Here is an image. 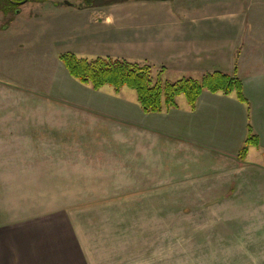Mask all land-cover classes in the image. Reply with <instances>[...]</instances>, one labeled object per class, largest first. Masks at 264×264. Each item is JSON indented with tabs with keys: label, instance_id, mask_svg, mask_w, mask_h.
I'll use <instances>...</instances> for the list:
<instances>
[{
	"label": "crops",
	"instance_id": "1",
	"mask_svg": "<svg viewBox=\"0 0 264 264\" xmlns=\"http://www.w3.org/2000/svg\"><path fill=\"white\" fill-rule=\"evenodd\" d=\"M260 5L263 0H128L110 5L102 22L92 19L71 52L150 64L176 75L170 80L238 72L250 107L235 93L204 90L194 109L178 101V107L154 114L165 121L162 128L152 121L150 127L137 125L126 115L135 105L124 88L78 85L90 94L65 104L56 96L11 101V110L30 113L43 107L47 116L13 115L16 126L9 138L24 140L26 148L12 153L23 163L9 162L0 148L3 201L12 208L19 197L24 202L10 218L0 211V264H95L86 257L69 208L59 205L85 202L86 189L94 196L95 188H138L134 185H140L141 195L173 196L183 190L177 194L192 198L187 202L235 205L236 219L252 226V243L244 250L251 259L240 256L230 264H264V61L248 63L244 56L246 43L264 42V18L253 21ZM0 90L5 89L0 85ZM6 109L0 108V127L9 119ZM134 113L150 118L139 108ZM249 124L260 146H251L240 161ZM30 194L43 201L32 203Z\"/></svg>",
	"mask_w": 264,
	"mask_h": 264
},
{
	"label": "rangeland",
	"instance_id": "2",
	"mask_svg": "<svg viewBox=\"0 0 264 264\" xmlns=\"http://www.w3.org/2000/svg\"><path fill=\"white\" fill-rule=\"evenodd\" d=\"M66 1H69V5ZM79 3L80 0H29L26 3L20 1L16 10L14 4L9 6L5 0H0V85L5 89L0 90V93L6 92L5 104H0V108H7L5 115L9 116L8 120H2L1 123L0 148L5 149V158L11 163H23L16 161L12 152L16 150L18 153V148H26L24 140L14 143L9 138L12 125L16 126L13 115H31L36 118L47 116L43 107H37L30 113H22L18 108L11 110L15 101H36L52 96L54 99L57 97L59 103L65 104L66 99L77 102L76 96L85 97V93L90 94V89L79 88L81 85L89 88L90 85L82 84L68 73L60 54L75 50L77 44L82 42L81 38L90 30L92 19L102 22L111 8L104 6L79 11L73 6L77 9L74 12L67 8ZM263 9L264 5H260L259 12L256 10L253 18L256 23H262ZM245 46L247 50L244 56L251 59L248 63L264 61V42L246 43ZM77 55L86 57L79 53ZM160 71L154 67L155 77ZM162 76L164 79H174L176 75L163 72ZM124 91L131 106L135 105L143 115L150 117L142 119L140 113H134L137 111L134 106L130 114L128 111L126 113L132 121L148 127L152 121L157 127H167L165 121L154 119L153 115L159 113L147 114L142 110L135 90L125 87ZM178 101L182 105L187 104L185 95L179 96ZM56 110L60 112L62 109ZM116 110L121 111L119 105H116ZM134 186L138 188H95L94 196L87 195L86 189L85 197L81 198L85 202L59 205L69 208L84 244L86 257L94 263L230 264L240 256L242 259H251V253L244 250L247 244L252 243L249 237L252 226L250 221L236 219L238 214L235 205L221 208L220 204L187 202L192 198L177 194L183 190L175 191L174 197L170 194L141 195L140 185ZM130 189L132 194L128 193ZM0 195V211L5 209L9 218L24 203L18 196L19 205L14 202L12 208L3 201L6 196ZM28 198L32 203L43 201L41 197L36 198L31 194ZM32 206L27 205L30 208ZM262 254L258 256L262 258Z\"/></svg>",
	"mask_w": 264,
	"mask_h": 264
},
{
	"label": "trees",
	"instance_id": "3",
	"mask_svg": "<svg viewBox=\"0 0 264 264\" xmlns=\"http://www.w3.org/2000/svg\"><path fill=\"white\" fill-rule=\"evenodd\" d=\"M10 6L18 9L20 1L5 0ZM42 1V0H39ZM127 0H80L78 9H88L123 3ZM19 12V11H18ZM68 73L81 83L90 85L94 90L104 86L113 87L116 92L128 87L137 92L138 101L145 113H162L178 107V97L185 95L191 108H195L202 92L235 93L238 99L250 107L244 94L243 81L237 73L229 74L222 71L205 73L200 79L184 77L175 81L163 78L164 68L155 77L154 67L150 64L131 62L126 59L111 57L83 58L76 53L67 51L60 54ZM251 146H260V138L251 124L242 148L238 153L240 161H244Z\"/></svg>",
	"mask_w": 264,
	"mask_h": 264
},
{
	"label": "water",
	"instance_id": "4",
	"mask_svg": "<svg viewBox=\"0 0 264 264\" xmlns=\"http://www.w3.org/2000/svg\"><path fill=\"white\" fill-rule=\"evenodd\" d=\"M29 0H23L22 3H26ZM66 4L69 5V1H66Z\"/></svg>",
	"mask_w": 264,
	"mask_h": 264
}]
</instances>
